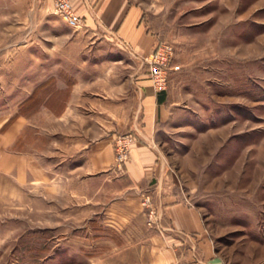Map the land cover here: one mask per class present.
<instances>
[{
	"label": "rangeland",
	"instance_id": "374dc122",
	"mask_svg": "<svg viewBox=\"0 0 264 264\" xmlns=\"http://www.w3.org/2000/svg\"><path fill=\"white\" fill-rule=\"evenodd\" d=\"M43 1L0 0V264H162L143 247L167 231L159 206L150 188L124 197L114 160L112 139L131 131L113 125L104 180L59 150L73 77L56 66L77 53L56 54L71 29ZM140 1L145 27L172 46L165 86L180 109L154 148L223 264H264V0ZM116 46L114 106L136 66Z\"/></svg>",
	"mask_w": 264,
	"mask_h": 264
},
{
	"label": "crops",
	"instance_id": "0c3cea01",
	"mask_svg": "<svg viewBox=\"0 0 264 264\" xmlns=\"http://www.w3.org/2000/svg\"><path fill=\"white\" fill-rule=\"evenodd\" d=\"M70 1L80 17V26L73 28L63 22L71 30L60 33L63 45L56 50L62 59L70 51L77 53L68 62L56 66V70L62 69L73 77L70 99L64 111L55 116L59 150L66 146L72 151V161L77 160L75 166L80 173L104 180L112 163L113 125L131 131L133 139L122 167L127 190L124 197L132 200L134 195L135 199L140 190L150 188L161 211V223L167 227L163 235L154 232L145 240L143 247L149 249L147 254L162 264H223L204 234L197 210L182 201L173 186L174 176L166 173L165 163L154 148L153 142L159 139L163 125L179 115L180 109L169 99L166 86L158 91L152 88L133 56V53L145 55L157 42L156 35L144 25L145 4L140 0ZM41 8L45 14L53 13L50 0H44ZM120 39L128 45L123 51L136 66L127 65L134 69L126 80L125 98L114 106L111 45L122 47ZM119 106L127 109L121 112ZM65 127L71 130L65 132ZM61 157L62 161L67 160L66 155ZM138 209L136 205L126 209L128 224Z\"/></svg>",
	"mask_w": 264,
	"mask_h": 264
},
{
	"label": "built area",
	"instance_id": "2783aa9c",
	"mask_svg": "<svg viewBox=\"0 0 264 264\" xmlns=\"http://www.w3.org/2000/svg\"><path fill=\"white\" fill-rule=\"evenodd\" d=\"M52 4V10L61 21L66 25L77 28L80 26V17L74 11L70 0H50ZM120 45L127 49L128 45L123 40H119ZM173 55L172 46L165 42H156L153 48L145 55L134 54L140 66H143V71L150 85L154 90H162L166 85V75L168 72L169 64ZM131 135L129 133L116 135L112 139V147L114 153V160L117 166L123 165L125 161V155L131 142ZM148 199V198H147ZM145 201H148V200ZM151 222L155 220L153 212L149 211Z\"/></svg>",
	"mask_w": 264,
	"mask_h": 264
}]
</instances>
